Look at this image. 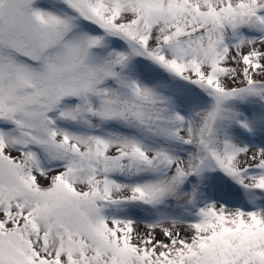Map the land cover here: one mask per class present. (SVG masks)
Masks as SVG:
<instances>
[{
	"label": "snow or ice",
	"instance_id": "obj_1",
	"mask_svg": "<svg viewBox=\"0 0 264 264\" xmlns=\"http://www.w3.org/2000/svg\"><path fill=\"white\" fill-rule=\"evenodd\" d=\"M0 264H264V0H0Z\"/></svg>",
	"mask_w": 264,
	"mask_h": 264
}]
</instances>
